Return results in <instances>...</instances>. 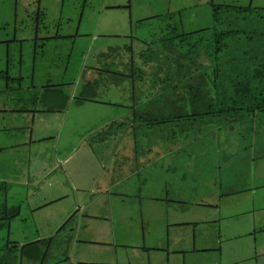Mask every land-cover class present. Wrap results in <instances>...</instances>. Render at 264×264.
Segmentation results:
<instances>
[{
  "label": "crops",
  "instance_id": "crops-1",
  "mask_svg": "<svg viewBox=\"0 0 264 264\" xmlns=\"http://www.w3.org/2000/svg\"><path fill=\"white\" fill-rule=\"evenodd\" d=\"M108 1L73 26L37 11L3 42L0 264H264V105L236 109L248 139L217 181L195 157L157 151L175 127L235 108L264 40L228 54L226 36L214 59L230 30L192 24L190 4ZM221 211L222 224L208 216Z\"/></svg>",
  "mask_w": 264,
  "mask_h": 264
},
{
  "label": "rangeland",
  "instance_id": "rangeland-1",
  "mask_svg": "<svg viewBox=\"0 0 264 264\" xmlns=\"http://www.w3.org/2000/svg\"><path fill=\"white\" fill-rule=\"evenodd\" d=\"M106 2L107 0H0V74L5 68L6 60L3 42L12 41L14 35L16 36V42L21 40L23 34L20 31L13 34L12 29L14 27L20 29L25 25H34L37 11L43 14L44 23L46 24L59 21L62 26H73L80 15L83 16V24H86V22L91 23V21L95 20L99 9ZM108 2H111V0ZM211 2H214L215 5L230 4L232 6L229 10L219 9L212 20V16L207 11L208 5ZM174 3L176 5L181 3L191 5V9L187 11L191 13L190 19L192 24H203V27H208L210 31L213 25H215V29H219L225 25V29L230 30L228 31V36L233 37L234 42H236L235 46H232L234 47L232 50L226 51L228 54L233 53L234 50L236 51L234 53L241 52V48L244 49L245 47L258 44L261 41L259 34H264V0H188V2H185V0H174ZM194 4L197 7L194 8L192 6ZM165 5L163 2L159 3V9L163 10V7L166 8ZM195 12L196 15L193 17ZM207 12L208 15H205ZM68 19L70 20L68 21ZM209 30L207 31L209 32ZM224 42H226L225 39L222 43ZM14 47L15 44H12L11 49H15ZM221 50L224 51V47ZM221 50L215 55L216 57L217 55H221L219 54ZM255 52L256 50H250L246 55L251 56ZM230 57V59L237 62L243 56L240 57V55L232 54ZM13 61L15 62V60ZM234 64L236 70L237 64ZM213 68L214 65H211L210 69L207 70V77L212 75ZM2 84L3 79L0 75V87ZM262 116V113L258 112L256 119L263 118L264 120ZM211 212L208 215L209 217H219L217 224H222L223 218L227 220L230 218L228 211H226L227 213L225 212L226 215L223 211L216 215Z\"/></svg>",
  "mask_w": 264,
  "mask_h": 264
},
{
  "label": "water",
  "instance_id": "water-1",
  "mask_svg": "<svg viewBox=\"0 0 264 264\" xmlns=\"http://www.w3.org/2000/svg\"><path fill=\"white\" fill-rule=\"evenodd\" d=\"M208 81L211 84V79H208ZM211 88L214 90L212 86ZM227 122L226 117H221L217 122L205 118L196 128L198 133L196 137H193L192 130L198 126L197 123L189 124L184 130L181 127H175L173 132L168 134V140L165 144L157 146V151L160 152L170 148L175 154L179 155V159L183 155L195 157L197 159L196 166L200 169V172L209 178L214 177L217 181L221 178L225 155H228L233 146H235V152H237V147L240 143L246 142L249 134L247 124H242L240 128L235 126V130L233 128L228 130ZM181 161L177 160L176 165L180 164Z\"/></svg>",
  "mask_w": 264,
  "mask_h": 264
},
{
  "label": "trees",
  "instance_id": "trees-1",
  "mask_svg": "<svg viewBox=\"0 0 264 264\" xmlns=\"http://www.w3.org/2000/svg\"><path fill=\"white\" fill-rule=\"evenodd\" d=\"M225 6L221 5H213V17H215L216 13L218 12L219 9H225ZM247 9V8H245ZM243 9V10H245ZM229 33L228 31H223L219 34V38L217 41H215L216 48L213 51V58H216V54L222 49L223 44L221 41L225 39L226 36H228ZM260 39L264 40V34H259ZM192 53V51H191ZM258 60V59H257ZM241 72H244L245 75L243 78L239 80L238 83V91L236 94H234L231 99L233 101V105L235 109H242L244 107L247 108H252L255 110H261L262 106L264 105V85L262 86V80L264 78V60L259 59L257 62H254V69L249 71L248 69L241 68L239 70ZM252 73V75H251ZM240 77V75H238ZM209 83V81H208ZM210 85L214 87V79L212 78L210 81ZM255 92H254V91ZM209 99L214 103L216 102L215 96ZM228 107L224 108L223 110H220L219 114L223 112L224 110H227Z\"/></svg>",
  "mask_w": 264,
  "mask_h": 264
},
{
  "label": "flooded vegetation",
  "instance_id": "flooded-vegetation-1",
  "mask_svg": "<svg viewBox=\"0 0 264 264\" xmlns=\"http://www.w3.org/2000/svg\"><path fill=\"white\" fill-rule=\"evenodd\" d=\"M235 109V108H234ZM224 110L223 112H221L220 114H219V116H217V117H213V118H211L209 121H212V122H217L221 117H226L227 118V120H228V122H227V128H228V130L229 129H234L235 130V126H236V128H240V126L241 125H239V123H243V122H245L246 120L245 119H241V118H239V117H237V116H239V114H237L238 113V110ZM235 113L237 114V115H235ZM251 116V115H250ZM195 128H198V126H196ZM194 134V133H193ZM198 135V133H197V130H196V134H194L193 135V137H196ZM230 151H232V148L229 150V152ZM213 178V180H215L214 179V177H212Z\"/></svg>",
  "mask_w": 264,
  "mask_h": 264
}]
</instances>
